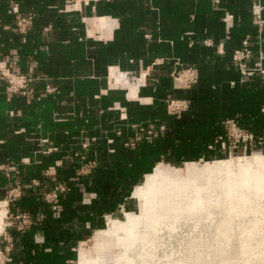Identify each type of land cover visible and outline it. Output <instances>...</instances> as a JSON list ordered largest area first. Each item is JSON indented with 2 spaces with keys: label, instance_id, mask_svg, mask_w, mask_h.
<instances>
[{
  "label": "crops",
  "instance_id": "1",
  "mask_svg": "<svg viewBox=\"0 0 264 264\" xmlns=\"http://www.w3.org/2000/svg\"><path fill=\"white\" fill-rule=\"evenodd\" d=\"M13 2L35 18L26 36L14 26ZM256 2L264 15V0H0V65L12 59L37 88L27 100L0 78L7 264H71L75 246L127 203L140 176L185 146L211 156L230 117L264 140V76L242 81L232 61L244 37L256 35ZM252 48L258 58L256 41ZM189 68L195 79L184 86L177 77ZM47 84L56 90L47 93ZM171 98L188 108L171 114ZM142 125L156 133L128 145ZM76 153L96 162L91 173L80 174ZM59 185V203H48ZM23 212L33 223L22 231L15 216Z\"/></svg>",
  "mask_w": 264,
  "mask_h": 264
},
{
  "label": "bare ground",
  "instance_id": "2",
  "mask_svg": "<svg viewBox=\"0 0 264 264\" xmlns=\"http://www.w3.org/2000/svg\"><path fill=\"white\" fill-rule=\"evenodd\" d=\"M231 164L232 159L214 160L211 172L204 182H199L192 176L176 179L171 175H164L160 168L145 175L134 192V196L143 202L141 212L138 214L123 212L121 218L110 217L108 234L115 247L108 251V255H96L82 264H173L174 259L171 258L173 253H166L163 258L156 257L157 252L150 249L155 243L154 237L164 228L174 227L185 214L212 206L226 207L230 214L243 215L245 210L253 208L247 205L242 209H236L233 202L237 198L244 204H250L260 200L259 198L264 195V155L240 156L239 176L235 174ZM245 189H253L257 196H252L249 191L248 193L244 191ZM204 191H213L214 194L210 193V197L204 199L202 197ZM260 209V207L253 209L256 217L249 221V227L244 228L243 236L240 237L241 250L251 253V258L246 259L248 262L255 259L264 260V209ZM3 219L4 215L0 209V230L4 224ZM230 222L231 219L225 221L227 224ZM220 232L224 235L223 243L227 248V240L230 239L227 235L229 229L226 227ZM256 235L263 237L258 239ZM255 239L258 240L254 242ZM165 257L167 263L163 262L166 260Z\"/></svg>",
  "mask_w": 264,
  "mask_h": 264
},
{
  "label": "rangeland",
  "instance_id": "3",
  "mask_svg": "<svg viewBox=\"0 0 264 264\" xmlns=\"http://www.w3.org/2000/svg\"><path fill=\"white\" fill-rule=\"evenodd\" d=\"M182 84H184L183 81ZM171 99L183 101L179 98ZM178 113L179 112L175 114ZM228 119H231V117ZM154 132L156 133L155 130ZM220 135L225 136V134ZM220 135L215 136L213 142L209 144V148L216 151L211 156L208 157L198 155L197 152L190 151L191 147L187 149L185 146L186 149L182 148L177 151L176 156H174L175 158L159 162L165 164L158 166V168L162 170L164 175H171L176 179L192 176L196 177L199 182H204L211 172V165L214 160L232 159V168L235 174L239 176L241 173L238 164L240 156L250 157L252 155H264V141L261 144H253L252 146H247L245 143L241 142H232V144L230 142V145L227 144L226 147L223 148L221 143L216 144L214 142ZM143 137L144 136H142V138ZM136 144L137 142L134 143V145ZM166 164L176 168L169 172L168 168H166ZM152 171L153 170H151V172ZM145 175L138 178L135 190L138 184L144 179ZM244 191H249L252 196H257L253 189H245ZM210 193L214 194L213 191H204L202 193V197L207 199L210 197ZM259 199L260 200L253 201L250 204H244L243 201L237 198L233 203L236 204V209H242L249 205V208L256 210L260 207V210H262L264 209V195H262ZM126 202V204H121V206L116 208V210L108 212L101 225L98 228H94L92 232L84 238V240L75 246V258L71 264L85 263L89 258L96 255H108V251L115 247L112 245L111 236L108 234V231L110 230L109 218H121L123 212L138 214L142 210V200L135 197L133 193ZM253 209L245 210L243 215H235L230 214V210L226 207L212 206L208 209H199L192 214H185L174 224V227L171 228L168 226L164 228L163 231L158 233V235L154 237L155 243L150 249H153L151 250L153 252H157L156 257L158 256L163 258L166 253H173L171 256V258L174 259L173 264H199L200 262L201 264H264V260L262 259H255L252 262L246 261V259L251 258V253H245V251L241 250L240 247V237L243 236L244 228L249 227V221L256 217ZM226 219H231L232 222L227 224L225 223ZM11 221L12 219L7 218L5 220V227H12L13 224L7 225L8 222ZM226 227L229 229L227 235L230 237V239L227 240V248H225L226 245L223 243L225 241L223 239L224 235L220 232V230ZM256 237L259 239L263 236L256 235ZM258 239H255L254 242ZM81 247L85 248L84 254L87 255L83 256L79 261L77 254ZM0 248H2V246H0ZM165 259L166 260H163V262L167 263V257H165Z\"/></svg>",
  "mask_w": 264,
  "mask_h": 264
},
{
  "label": "built area",
  "instance_id": "4",
  "mask_svg": "<svg viewBox=\"0 0 264 264\" xmlns=\"http://www.w3.org/2000/svg\"><path fill=\"white\" fill-rule=\"evenodd\" d=\"M254 11L255 14L253 21L256 27V35H246L242 40L241 46L235 49L232 55L233 64L239 69L242 81L249 80L254 76H264V15L263 7L260 2H256L254 4ZM10 12L14 16V26L18 33L22 36L28 35L34 26V16L32 14L25 13L19 2H13ZM255 41L259 44L258 58H255V53L252 48ZM14 64L15 62L10 58L2 60L0 65V78L6 83L11 93L25 97L27 100L36 99L37 88L33 85L36 78L31 74L22 73L16 70ZM195 74L196 70L189 68L181 73L177 79H181V82L183 81L184 84L182 85L190 86L194 82ZM232 84H235V82H232ZM44 89L47 93H52L56 90V87L52 84H47ZM167 102L168 109L171 114H175L188 108V103L184 100L179 101L168 99ZM120 110L124 112L125 108H120ZM139 129L140 135L137 136L135 141L130 142L128 145H134V143L139 141L145 133L147 138H151L155 133V129L151 125H142ZM226 129L227 132L225 133V136L220 135L214 141L216 144L221 143L223 148H225L227 144L230 145V142L231 144L232 142H241L245 143L247 146H252L253 144H261L264 141L262 137L257 136L252 131L242 126L235 118L226 120ZM143 132L144 134L142 135ZM93 141L94 138H92L90 142H83L82 148H89ZM55 149L57 148H51V150ZM76 155L81 159V165L79 167L80 174L86 175L91 173L92 169L96 165V162L89 160L84 154L76 153ZM65 190V186L59 185L57 190L47 193L44 198L48 203L56 205L59 203L60 192ZM19 194V192L12 193L11 197H17ZM15 223L18 228L23 231L28 225L33 223V219L28 213L23 212L15 216ZM12 224L13 222L11 221L8 222L7 225ZM9 252L10 246L0 248V264H7Z\"/></svg>",
  "mask_w": 264,
  "mask_h": 264
}]
</instances>
